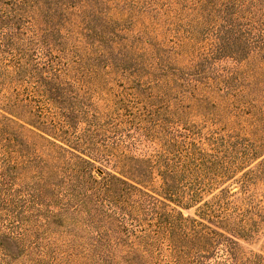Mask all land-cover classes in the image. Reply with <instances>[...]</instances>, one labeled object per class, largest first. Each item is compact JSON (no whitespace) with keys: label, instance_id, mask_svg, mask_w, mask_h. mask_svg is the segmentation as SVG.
Returning a JSON list of instances; mask_svg holds the SVG:
<instances>
[{"label":"trees","instance_id":"obj_1","mask_svg":"<svg viewBox=\"0 0 264 264\" xmlns=\"http://www.w3.org/2000/svg\"><path fill=\"white\" fill-rule=\"evenodd\" d=\"M99 2L0 0V264H22L20 253L27 264H208L218 251L223 259L214 264H264V255L244 250L237 241L247 235V219L243 211L231 209L224 190L204 203L201 219L174 208L167 217L161 196L187 205L200 191L160 194L152 178L153 155L129 154L150 129L151 109L134 112L131 99L127 113L117 114L105 128L95 115L84 118V110L75 108L76 96L65 86L64 45L83 41L108 67L109 55L120 44L112 30L99 35L87 26ZM260 109L264 112V96ZM100 134L102 142L94 141ZM255 141L240 162L264 152V131ZM218 162L210 163L217 171L212 174L223 176L229 170L221 171ZM259 164L264 173V157ZM20 169L41 175L32 203L45 236L36 240L25 238L19 230L22 218L12 208L6 174ZM48 174H73L63 176L70 180L63 186L68 191L58 192V182ZM219 177H211L204 188H212ZM57 232L68 238L58 242ZM175 238L182 244L176 245Z\"/></svg>","mask_w":264,"mask_h":264},{"label":"rangeland","instance_id":"obj_2","mask_svg":"<svg viewBox=\"0 0 264 264\" xmlns=\"http://www.w3.org/2000/svg\"><path fill=\"white\" fill-rule=\"evenodd\" d=\"M90 15L88 27L99 35L112 30L120 44L109 55L108 67L95 47L83 41L64 45L60 55L69 66L65 86L76 96L75 108L84 110V118L95 115L105 128L131 99L134 112L151 109L150 129L129 154L153 155L152 178L160 194L200 191L187 205L161 196L168 205L165 213L174 208L184 217L201 219L204 203L224 190L231 209L243 211L247 219V235L237 241L244 250L264 255V173L259 166L264 152L240 162L264 131V0H100ZM102 140V134L94 139ZM212 161L229 171L212 174L217 173ZM6 175L11 177L12 208L22 218L19 230L25 238L44 237L39 228L43 220L33 214L32 203L41 175L31 169ZM48 175L58 182V192L68 191L63 186L70 180L63 176L73 174ZM218 175L212 188H204ZM94 176L99 179L96 172ZM48 236L53 239L52 233ZM56 238L63 242L68 237L57 232ZM175 244H182L181 238ZM215 253L208 264L223 259L220 251ZM166 254L162 249L160 256ZM17 260L28 263L22 253Z\"/></svg>","mask_w":264,"mask_h":264}]
</instances>
